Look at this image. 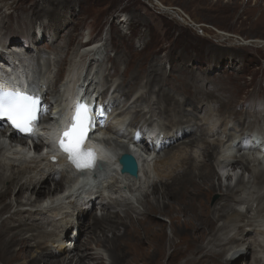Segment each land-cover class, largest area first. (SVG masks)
<instances>
[{
	"label": "bare ground",
	"instance_id": "6f19581e",
	"mask_svg": "<svg viewBox=\"0 0 264 264\" xmlns=\"http://www.w3.org/2000/svg\"><path fill=\"white\" fill-rule=\"evenodd\" d=\"M39 28L45 38L42 33L45 29ZM1 35L0 31V38ZM3 37L0 39V66H11L14 59L19 61L16 68H24L23 76H27L38 89L48 86L45 103L52 108L58 110L70 104L77 96L74 90L81 92L85 85L86 97L87 94L110 97L109 103L115 107V119L119 121L111 124L107 131L118 136L117 155L133 153L123 143V139L130 137V131L134 135L136 130L153 123L161 125L158 135L163 136L162 140L177 139L178 142L158 154L153 169L147 167L143 160L139 177L127 179L128 190L135 195L137 193L136 197L141 196L137 200L138 206H135L126 198H117V202L111 197L110 193H116L119 188L113 182L105 183L113 190L108 198L104 192L109 191L102 189L101 185L67 191L65 186L72 173L65 170V165L53 163L47 156H36L25 138L12 139L23 146L14 145L0 129V263L106 264L103 250L109 264H205L204 257L210 256L231 264L229 259L241 254H249L251 261L248 264H264V161L255 155L252 158L247 153L241 154L245 148L242 142L255 127L259 129L264 120L262 102L251 100L246 110V103L243 108H239L238 103L235 111L225 116L215 102L188 98V95L180 100L176 95L180 92L173 94L169 88L162 93V100L158 92L156 100L146 97V93L150 95L152 92V86L134 96L140 87H145L126 89L125 79L121 75L120 82H117L120 73L116 74V68L112 66L105 74L106 45L104 49L102 45L84 51L82 61L71 62L64 67L66 48H56V52L50 47H42L37 52L32 47H24L22 52L7 54L4 49L22 45L18 41L9 45L11 41H4ZM88 56L91 60H87ZM158 70L152 73L159 74ZM64 72L68 77L73 75L70 83L73 82L74 87L70 85L63 90L58 86ZM99 74L103 76L100 78ZM156 78L153 76L152 79ZM8 80L14 84H25L19 76ZM80 82L82 84L78 85ZM105 86L108 88L104 89ZM162 91L160 86L159 92ZM145 103L147 111L142 107ZM186 106H189L187 110ZM204 144L207 146L202 149ZM199 145L201 152L197 153ZM177 147L181 148L174 151ZM41 150L43 147L36 145V151ZM194 155L201 161L202 157H211L201 167L200 160ZM217 167L225 171L221 173ZM112 169V165L104 164L99 176H103V180L110 178ZM210 171L211 175L208 174ZM247 172L249 176L246 179ZM224 174L229 180L226 188L222 186L223 181L217 184L216 180H223ZM182 178H185L184 182L176 184L177 187H168ZM233 178L237 179L234 186ZM215 193L224 201L212 207L210 198ZM96 204L102 206V216L96 214L86 221L85 217L93 213L90 208ZM5 214L9 215L3 218ZM161 216L168 217L171 234L167 232L168 225L158 218ZM68 231L72 239L64 240ZM84 232L85 241L81 239ZM246 233L248 236L244 238ZM61 255H64L63 259Z\"/></svg>",
	"mask_w": 264,
	"mask_h": 264
},
{
	"label": "rangeland",
	"instance_id": "374dc122",
	"mask_svg": "<svg viewBox=\"0 0 264 264\" xmlns=\"http://www.w3.org/2000/svg\"><path fill=\"white\" fill-rule=\"evenodd\" d=\"M58 26L61 28L58 29ZM39 27L45 29L42 31L45 38L41 35ZM0 29L3 40L11 41L9 45L14 41L20 42L22 46L19 49L32 47L34 51L39 52L42 47H50L58 52L56 48H66L67 60L64 67L71 62L82 61L84 51L102 45L104 49L106 45L108 50L104 49L106 58L104 57L103 63L105 74H108L107 68L112 66L116 68V74L120 73L117 82H120L121 75L125 79L126 89L145 87H140L134 96L152 86L154 93H146V97L150 96L156 100L158 92L162 100V93L169 88L173 94L180 92L176 94L180 100L188 95V98L197 97L213 101L225 116L231 115L238 103L239 108H243L246 103L245 110L248 109L250 101L254 99L262 102L261 107L264 108V0H0ZM90 39L88 43L92 46L88 47L86 42ZM1 43L0 40V46ZM87 60H91L90 56ZM151 69H159L160 76L153 74ZM57 70L58 68L55 72ZM66 74L64 72L60 77L59 87H62V83L72 85L73 82L70 81L73 75L68 77ZM102 76L99 74L100 78ZM153 76L157 77L156 80L152 79ZM107 86L104 89L108 88ZM160 86L163 88L162 92H159ZM199 86L203 87L199 90ZM146 105L145 103L142 106L145 111L148 108ZM157 106L161 109L159 104ZM188 107L186 106V110ZM261 115H264V111ZM155 118L157 119V116ZM151 127L161 125L153 123ZM146 130L147 128L144 132ZM200 146L197 147V153L201 152ZM205 146L207 144L201 148ZM180 148L177 147L174 151ZM195 155L194 158L200 160L201 167L211 157H202V162L201 158ZM179 157L183 158L182 153H179ZM218 168L221 173L225 171L221 167ZM208 174L211 175L212 172ZM248 176L247 172L246 179ZM222 178L223 180L216 179L217 184L223 181L222 186L226 188L229 180ZM183 179L185 178L168 187L181 184ZM50 185L53 186V182ZM110 195L114 199L121 198L120 194ZM136 195L134 200L129 197L123 199L136 206L141 197ZM104 196L108 198L109 193L104 192ZM220 198L218 193L212 194L210 205L216 207L223 199ZM90 209L93 213L85 217L86 221L96 214L98 217L102 216L100 204ZM240 209L244 210V207ZM8 215L5 214L3 218ZM158 218L168 225L167 232L171 234L168 217ZM211 221L212 218L209 219V222ZM247 234L243 237L247 238ZM70 239L72 235L68 231L64 240ZM81 239L85 241V232ZM102 254L105 263L109 264L107 253L102 250ZM62 256L64 255L60 257ZM215 257H204V263L228 264L224 260H214ZM229 261L231 264H248L251 257L249 254H241L230 258ZM180 262L184 263V260Z\"/></svg>",
	"mask_w": 264,
	"mask_h": 264
},
{
	"label": "snow or ice",
	"instance_id": "6c2138e0",
	"mask_svg": "<svg viewBox=\"0 0 264 264\" xmlns=\"http://www.w3.org/2000/svg\"><path fill=\"white\" fill-rule=\"evenodd\" d=\"M43 114L44 109L36 92L0 87V122L9 123L19 133L31 135L33 125ZM98 114L103 115V110ZM95 115L91 106L77 103L69 126L59 140V147L78 170L94 168L96 164L95 151L84 146L89 131L96 123Z\"/></svg>",
	"mask_w": 264,
	"mask_h": 264
},
{
	"label": "water",
	"instance_id": "95a60500",
	"mask_svg": "<svg viewBox=\"0 0 264 264\" xmlns=\"http://www.w3.org/2000/svg\"><path fill=\"white\" fill-rule=\"evenodd\" d=\"M121 162L124 164L123 171H131L133 173L137 172L138 165L130 155H125Z\"/></svg>",
	"mask_w": 264,
	"mask_h": 264
}]
</instances>
